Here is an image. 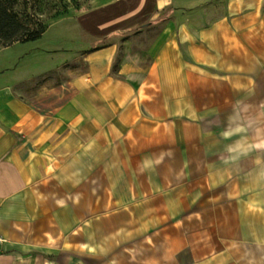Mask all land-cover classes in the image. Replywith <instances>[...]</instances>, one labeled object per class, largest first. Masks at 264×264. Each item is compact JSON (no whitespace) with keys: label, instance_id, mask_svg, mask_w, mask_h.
I'll return each mask as SVG.
<instances>
[{"label":"crops","instance_id":"1","mask_svg":"<svg viewBox=\"0 0 264 264\" xmlns=\"http://www.w3.org/2000/svg\"><path fill=\"white\" fill-rule=\"evenodd\" d=\"M37 41L0 65V264H264V0H109Z\"/></svg>","mask_w":264,"mask_h":264},{"label":"rangeland","instance_id":"2","mask_svg":"<svg viewBox=\"0 0 264 264\" xmlns=\"http://www.w3.org/2000/svg\"><path fill=\"white\" fill-rule=\"evenodd\" d=\"M106 1L109 0H2L8 11L18 16L21 25L17 26L19 31L11 38L6 37L5 33L0 31V65L6 63L10 58L14 63H17L18 53L25 48L32 49L37 46V40L43 37L46 32L49 31L50 34L57 35L60 26L74 24L77 14ZM33 30L40 31L38 39L26 42L17 40L22 34ZM48 37L44 39L46 42ZM11 40L16 41L10 43ZM8 43L10 44L6 45ZM13 45L15 46L11 47ZM7 47H11V49H5ZM93 47L96 45L92 43H89L88 47H78L69 62H65L64 65L52 72V76H49L52 81H60L68 77L69 72L75 74L84 71L86 68L85 54ZM18 65V68L22 67V63L19 62Z\"/></svg>","mask_w":264,"mask_h":264},{"label":"trees","instance_id":"3","mask_svg":"<svg viewBox=\"0 0 264 264\" xmlns=\"http://www.w3.org/2000/svg\"><path fill=\"white\" fill-rule=\"evenodd\" d=\"M18 25H21L19 23L18 16L16 14L10 13L8 11V8L2 2V0H0V31H3L6 37L11 38L18 33L19 31L17 28ZM39 37H40V31L33 30L31 32H27V34H22L20 38H17V40L26 42V41L36 40ZM13 41L16 40H11L10 43H12ZM10 43L6 45H9Z\"/></svg>","mask_w":264,"mask_h":264},{"label":"built area","instance_id":"4","mask_svg":"<svg viewBox=\"0 0 264 264\" xmlns=\"http://www.w3.org/2000/svg\"><path fill=\"white\" fill-rule=\"evenodd\" d=\"M5 240L6 239L0 235V253H1V247H2L3 243L5 242Z\"/></svg>","mask_w":264,"mask_h":264}]
</instances>
